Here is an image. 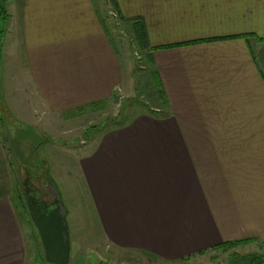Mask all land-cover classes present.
I'll return each mask as SVG.
<instances>
[{
	"label": "crops",
	"instance_id": "0c3cea01",
	"mask_svg": "<svg viewBox=\"0 0 264 264\" xmlns=\"http://www.w3.org/2000/svg\"><path fill=\"white\" fill-rule=\"evenodd\" d=\"M114 2L119 18L143 26L165 110L99 132L80 155L107 248L125 264H173L224 242L264 246V0ZM11 10L9 52L20 67L9 70L43 111L95 104L120 85L94 0H15ZM10 88L0 90V264H29L2 180L9 145L31 132Z\"/></svg>",
	"mask_w": 264,
	"mask_h": 264
},
{
	"label": "rangeland",
	"instance_id": "374dc122",
	"mask_svg": "<svg viewBox=\"0 0 264 264\" xmlns=\"http://www.w3.org/2000/svg\"><path fill=\"white\" fill-rule=\"evenodd\" d=\"M14 1L5 0V8L10 14H13L11 9ZM94 2L122 69L120 85L105 100L56 115L43 111L32 86L27 89L22 87L21 75L9 70L11 66L20 67V57L14 56V60L9 52L8 43L14 35L10 28L12 18L7 20L4 36L0 41V77L4 79L6 74L8 76L4 85V81L0 80V90L2 86L12 87L10 90L14 92L13 98L15 97V117H26L27 107L30 112V138L24 145H9L11 154L8 155L13 168L5 169L4 175L2 174V180L6 182L5 189L13 198L18 214L20 211L22 215L20 219L25 239L29 237V264L54 263L44 258L38 231L29 216L24 192L27 186L28 191L37 198L53 202L59 200L65 209L70 247L67 264H125L115 248H107L102 234L97 231L98 223L89 208L86 186L81 174L80 155L99 132L122 126L139 113L150 114L156 112L153 109L157 107L165 110L156 84L151 78L152 67L147 62L146 49L138 44L130 29L131 24L115 14L112 0ZM254 50L256 52L255 47ZM21 98L22 106L19 105ZM233 251L240 254H264V246L255 242L234 248L212 249L173 264H226L229 253Z\"/></svg>",
	"mask_w": 264,
	"mask_h": 264
},
{
	"label": "water",
	"instance_id": "95a60500",
	"mask_svg": "<svg viewBox=\"0 0 264 264\" xmlns=\"http://www.w3.org/2000/svg\"><path fill=\"white\" fill-rule=\"evenodd\" d=\"M26 205L30 218L36 227L45 259L54 264H67L70 258L68 233L65 223V209L59 202L42 211L34 197L26 195Z\"/></svg>",
	"mask_w": 264,
	"mask_h": 264
},
{
	"label": "trees",
	"instance_id": "16d2710c",
	"mask_svg": "<svg viewBox=\"0 0 264 264\" xmlns=\"http://www.w3.org/2000/svg\"><path fill=\"white\" fill-rule=\"evenodd\" d=\"M113 6H114V11L116 10L115 7V2L112 0ZM123 20L122 18H120ZM8 20V13L5 8V0H0V41L2 40L4 36V30L6 28V22ZM102 23L103 20L101 19ZM129 22L130 29L132 33L134 34L135 38L137 39L138 44L143 48L146 49V55H147V62L152 66L150 55L147 52L149 48L146 46V42L144 40V31H143V26L141 25V22L138 20H124ZM104 25V24H103ZM107 31V29L105 28ZM264 61V60H263ZM151 78L155 82V86L158 90V94L160 98L162 99L163 103L165 104L164 101V95H163V90L160 86V83L155 77V70L154 68H151ZM30 216V215H29ZM251 240H235V241H230V242H224L222 244H219L215 246L213 249H224V248H234L243 244L250 243ZM45 258V257H44ZM226 264H264V254L259 253V252H251V253H245V254H240L238 252H231L229 253L228 260Z\"/></svg>",
	"mask_w": 264,
	"mask_h": 264
},
{
	"label": "flooded vegetation",
	"instance_id": "af4514ba",
	"mask_svg": "<svg viewBox=\"0 0 264 264\" xmlns=\"http://www.w3.org/2000/svg\"><path fill=\"white\" fill-rule=\"evenodd\" d=\"M27 188H28V186H27ZM27 188L24 190L25 196L27 194L32 195L34 197V200H35L36 205L39 206L42 211H46L47 210V207L53 205V203H54L53 201H46L43 198H37L36 196L33 195V193H30Z\"/></svg>",
	"mask_w": 264,
	"mask_h": 264
}]
</instances>
